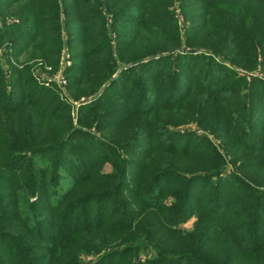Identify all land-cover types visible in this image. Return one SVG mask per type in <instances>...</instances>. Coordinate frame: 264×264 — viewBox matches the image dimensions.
<instances>
[{"label":"trees","instance_id":"1","mask_svg":"<svg viewBox=\"0 0 264 264\" xmlns=\"http://www.w3.org/2000/svg\"><path fill=\"white\" fill-rule=\"evenodd\" d=\"M0 10V264H264V0Z\"/></svg>","mask_w":264,"mask_h":264},{"label":"rangeland","instance_id":"2","mask_svg":"<svg viewBox=\"0 0 264 264\" xmlns=\"http://www.w3.org/2000/svg\"><path fill=\"white\" fill-rule=\"evenodd\" d=\"M172 9V11L174 12V14H177L179 12V3L176 2L174 4V6L172 8H170V10ZM7 14H4L2 12L1 14V10H0V22L1 21H5L7 24H12V23H17L18 20L16 19V17H14L15 15H13V10H7L6 11ZM177 19L179 20V25L182 27L184 25V18L182 17V15L179 13ZM1 26V23H0ZM183 30V29H182ZM181 48V47H178ZM177 48V49H178ZM62 56H63V60H62V65L63 66H69L71 63L69 62L70 58L68 56V52L65 49L62 52ZM20 62L24 59V57L21 56L20 58ZM6 62H10L12 64H15V61L13 60V58L11 57H6V56H2V49H0V65L2 66L3 70L8 74L9 73V69L7 67V63ZM19 67L22 66L18 65ZM30 70L32 71L33 74H35V76L37 77V79H40L41 83L44 82H54L57 85V89L59 91V95L61 99H64L66 101H70L69 100V95H68V91H66V84L64 82V77L65 74H63L62 71H56V73L53 72L52 68L46 64V62L42 61V60H37L31 63V68ZM261 76V75H260ZM77 106V104H74ZM72 118H73V123H76V112L74 111L72 113ZM180 130H182L181 132H187V131H191L195 134L198 133H202L207 135L208 140H210V142L213 144L214 147H216L217 149H219V153L220 154H224V157H226L227 160H229V156H227L225 154V149L224 146L222 144V140H220L218 137H213L212 135L209 134V132H201V129L196 125V124H190L187 126H183L180 128ZM94 131V128L92 129V132ZM104 171L106 173H109L111 171L110 167L108 165L105 166ZM184 230L186 231H191L192 230V223L189 221L186 224L183 225ZM81 260L85 263V264H91V262L93 261L92 257H88V256H81Z\"/></svg>","mask_w":264,"mask_h":264},{"label":"built area","instance_id":"3","mask_svg":"<svg viewBox=\"0 0 264 264\" xmlns=\"http://www.w3.org/2000/svg\"><path fill=\"white\" fill-rule=\"evenodd\" d=\"M62 60H63V59H62ZM81 102H88V101H87V100H85V101H84V100H82ZM181 131H182V130H181Z\"/></svg>","mask_w":264,"mask_h":264},{"label":"water","instance_id":"4","mask_svg":"<svg viewBox=\"0 0 264 264\" xmlns=\"http://www.w3.org/2000/svg\"><path fill=\"white\" fill-rule=\"evenodd\" d=\"M178 51L180 52V51H181V48H178V49H177V52H178Z\"/></svg>","mask_w":264,"mask_h":264}]
</instances>
